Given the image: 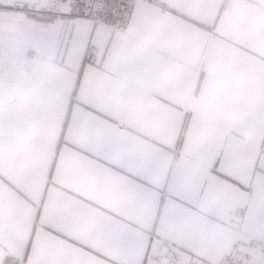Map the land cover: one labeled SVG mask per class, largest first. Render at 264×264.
Instances as JSON below:
<instances>
[{
  "label": "snow or ice",
  "instance_id": "6c2138e0",
  "mask_svg": "<svg viewBox=\"0 0 264 264\" xmlns=\"http://www.w3.org/2000/svg\"><path fill=\"white\" fill-rule=\"evenodd\" d=\"M0 264H264V0H0Z\"/></svg>",
  "mask_w": 264,
  "mask_h": 264
}]
</instances>
